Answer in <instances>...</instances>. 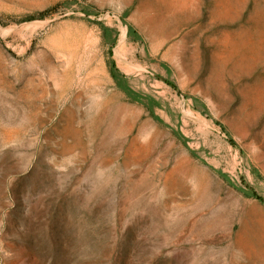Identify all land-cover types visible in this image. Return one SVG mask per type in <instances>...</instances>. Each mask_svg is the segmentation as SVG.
I'll use <instances>...</instances> for the list:
<instances>
[{
  "label": "rangeland",
  "instance_id": "1",
  "mask_svg": "<svg viewBox=\"0 0 264 264\" xmlns=\"http://www.w3.org/2000/svg\"><path fill=\"white\" fill-rule=\"evenodd\" d=\"M145 1L0 0V264H264L261 0Z\"/></svg>",
  "mask_w": 264,
  "mask_h": 264
},
{
  "label": "crops",
  "instance_id": "2",
  "mask_svg": "<svg viewBox=\"0 0 264 264\" xmlns=\"http://www.w3.org/2000/svg\"><path fill=\"white\" fill-rule=\"evenodd\" d=\"M193 1H196L199 4V0H150V1H145L143 5V13L145 17V30H146V33L151 36L152 40L156 42L157 46L155 47H158V48L155 50L159 49L160 47L159 45H161V42H164L165 40L169 39L173 35V33H177L178 23L174 19L176 17L175 15L177 14L176 13L177 10L182 11L183 9H188L187 10V15H188L192 11L190 9L192 8ZM237 1H238L237 3L239 4V6L237 3H234L235 5L234 6L232 2H228L227 4H225L226 6L224 5L225 7L224 11L233 12L232 9L238 6V9H235V11L236 12L239 11V13L242 12L247 5V0H237ZM236 33H239V32H236ZM239 34L235 35L232 32H226V40H225L226 42L221 52L223 56L224 55L226 56L225 58L222 59L223 63L225 62L232 63L233 65V63H235L236 60L243 61L242 59L245 58L244 56L249 54L250 52H254V51L257 52L258 49L256 45L258 46L259 43L254 44V46H252L251 48L250 43L246 40L248 38L242 37L241 39V37H239L240 36ZM241 40L245 42V43H242L244 44V46L243 45L241 46L240 44ZM259 50L264 52V47L262 46L261 48H259ZM246 51H247V54H246ZM236 56H238L237 59H236Z\"/></svg>",
  "mask_w": 264,
  "mask_h": 264
},
{
  "label": "bare ground",
  "instance_id": "3",
  "mask_svg": "<svg viewBox=\"0 0 264 264\" xmlns=\"http://www.w3.org/2000/svg\"><path fill=\"white\" fill-rule=\"evenodd\" d=\"M233 1V0H232ZM235 1V0H234ZM231 2V1H230ZM238 2V1H237ZM237 2H235V3H237ZM261 2V7L260 8H258L257 7V13H259L261 16H263V19H262V21H261V23H263L264 24V0H261L260 1ZM234 3V2H233ZM238 4V3H237ZM234 5V4H233ZM226 6V5H225ZM235 6V5H234ZM238 6H239V4H238ZM243 7V6H242ZM237 8V7H236ZM238 9V8H237ZM217 13V12H216ZM215 13V14H216ZM216 16V15H215ZM256 16V15H255ZM217 17V16H216ZM219 17L221 18V21H227V20H238V19H236L237 18V14H234V12H229V11H223V12H220V14H219ZM218 18V17H217ZM255 19H256V17H254ZM215 19V18H214ZM219 20V19H218ZM215 22V21H214ZM231 23H232V21H231ZM258 24V23H257ZM237 34H239V33H237ZM242 34V33H241ZM233 35V34H232ZM231 35V36H232ZM240 35V34H239ZM264 35V33L262 34V36ZM234 37V36H233ZM246 37V36H245ZM244 37V38H245ZM241 39H242V36H241ZM264 39V38H263ZM229 40V39H228ZM244 40V39H243ZM243 40H241V42H240V44H241V46L243 45L244 46V44H242V43H245ZM246 40H248V39H246ZM263 41V40H262ZM258 42L259 43V45L257 46L256 45V47H257V49L259 50V48H261L262 46L264 47V41L263 42ZM257 42V41H256ZM248 43V42H247ZM254 44V43H253ZM256 44V43H255ZM238 45V44H237ZM236 45V46H237ZM246 45H248V44H246ZM241 46H239V47H241ZM253 46V45H252ZM247 47V46H246ZM249 48V47H248ZM252 48V47H251ZM254 48V47H253ZM235 50V49H234ZM251 50V49H250ZM249 52V51H248ZM256 52V51H255ZM260 52V51H259ZM250 53H253V52H250ZM257 53H258V51H257ZM246 54H247V51H246ZM254 56V55H253ZM264 56V55H263ZM250 58V57H249ZM260 58V57H259ZM255 60V59H254ZM263 60V59H262ZM255 62V61H254ZM245 63V62H244ZM259 63V62H258ZM254 65V64H253ZM255 66V65H254Z\"/></svg>",
  "mask_w": 264,
  "mask_h": 264
}]
</instances>
